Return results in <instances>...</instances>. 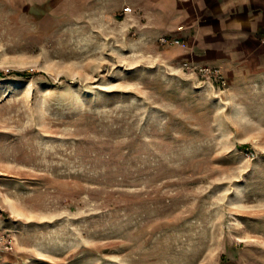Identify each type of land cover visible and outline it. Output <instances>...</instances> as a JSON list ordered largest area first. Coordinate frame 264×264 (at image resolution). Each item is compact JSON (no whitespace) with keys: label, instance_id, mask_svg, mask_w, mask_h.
<instances>
[{"label":"rangeland","instance_id":"rangeland-1","mask_svg":"<svg viewBox=\"0 0 264 264\" xmlns=\"http://www.w3.org/2000/svg\"><path fill=\"white\" fill-rule=\"evenodd\" d=\"M26 1L0 0V70L33 73L0 77V264H264L253 66Z\"/></svg>","mask_w":264,"mask_h":264},{"label":"crops","instance_id":"crops-1","mask_svg":"<svg viewBox=\"0 0 264 264\" xmlns=\"http://www.w3.org/2000/svg\"><path fill=\"white\" fill-rule=\"evenodd\" d=\"M50 1L28 0L26 7L31 12L48 4L45 15L76 9L78 16H107L106 21L125 31L136 26L147 35H182L179 53L185 58L205 61L208 50L212 55L220 49L218 59L253 66V73L264 79V0H58L49 5ZM125 5L137 10L122 12Z\"/></svg>","mask_w":264,"mask_h":264},{"label":"built area","instance_id":"built-area-1","mask_svg":"<svg viewBox=\"0 0 264 264\" xmlns=\"http://www.w3.org/2000/svg\"><path fill=\"white\" fill-rule=\"evenodd\" d=\"M132 8L130 6H124L122 8V12L130 11ZM160 42L163 44H172V43H180L178 38H170L166 36H161ZM184 66L192 71L197 72L201 76L211 81L216 82L220 86H225L226 78L221 72L220 68L217 66H210L206 64H198L194 62L185 61Z\"/></svg>","mask_w":264,"mask_h":264},{"label":"trees","instance_id":"trees-1","mask_svg":"<svg viewBox=\"0 0 264 264\" xmlns=\"http://www.w3.org/2000/svg\"><path fill=\"white\" fill-rule=\"evenodd\" d=\"M16 75V76H20V77H29L30 75H32L33 73L26 70V69H14V70H7V71H3L0 70V77H4L6 75Z\"/></svg>","mask_w":264,"mask_h":264}]
</instances>
